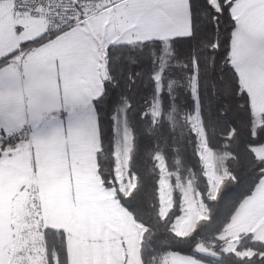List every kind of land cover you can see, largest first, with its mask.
I'll list each match as a JSON object with an SVG mask.
<instances>
[{"label": "snow or ice", "instance_id": "1", "mask_svg": "<svg viewBox=\"0 0 264 264\" xmlns=\"http://www.w3.org/2000/svg\"><path fill=\"white\" fill-rule=\"evenodd\" d=\"M0 264H264V0H0Z\"/></svg>", "mask_w": 264, "mask_h": 264}]
</instances>
